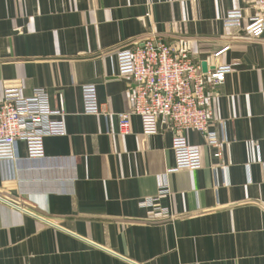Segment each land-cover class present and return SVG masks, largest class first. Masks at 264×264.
I'll return each instance as SVG.
<instances>
[{
  "label": "crops",
  "instance_id": "1",
  "mask_svg": "<svg viewBox=\"0 0 264 264\" xmlns=\"http://www.w3.org/2000/svg\"><path fill=\"white\" fill-rule=\"evenodd\" d=\"M255 1L0 0V100L7 85L41 87L68 113L44 157L19 142L0 165V264H264V36L224 23ZM156 34L204 73L233 68L213 103L222 157L188 134L201 169L167 175L173 134H146L140 116L122 135L118 115L83 112L81 85L93 82L112 111L133 107L117 53ZM162 183L170 216L156 219L140 203Z\"/></svg>",
  "mask_w": 264,
  "mask_h": 264
},
{
  "label": "built area",
  "instance_id": "2",
  "mask_svg": "<svg viewBox=\"0 0 264 264\" xmlns=\"http://www.w3.org/2000/svg\"><path fill=\"white\" fill-rule=\"evenodd\" d=\"M254 4L255 13L251 16L239 7L227 11L224 16L226 27L241 28L255 38L264 36V0H256ZM116 63L118 76L131 79L133 107L118 113L112 111L110 104L100 102L97 84L86 83L81 85L85 114L107 118L118 115L122 135L131 131L133 115L141 117L146 134L170 131L175 165L167 169V175L203 167L201 149L188 140L191 130L203 135L205 146L215 150V157H222L226 140L219 135L213 103L221 97L220 88L233 70L231 65H221L204 73L201 65L187 52L170 46L158 34L140 39L132 48L118 52ZM1 98V166L5 162L13 163L19 142L26 145L29 158H40L45 156L47 137L66 133L64 119L68 113L63 105L52 107L46 88L36 87L26 95L21 84L7 85ZM15 180L4 177L2 186L4 182ZM159 190L158 196L144 198L140 203L153 208L156 219L170 216L167 208L158 205L160 195L170 193L167 183H162ZM5 200L15 204L8 198Z\"/></svg>",
  "mask_w": 264,
  "mask_h": 264
},
{
  "label": "water",
  "instance_id": "3",
  "mask_svg": "<svg viewBox=\"0 0 264 264\" xmlns=\"http://www.w3.org/2000/svg\"><path fill=\"white\" fill-rule=\"evenodd\" d=\"M207 69V64H206V62H204V64H203V70L205 71Z\"/></svg>",
  "mask_w": 264,
  "mask_h": 264
}]
</instances>
